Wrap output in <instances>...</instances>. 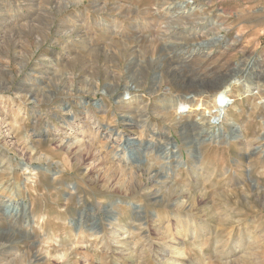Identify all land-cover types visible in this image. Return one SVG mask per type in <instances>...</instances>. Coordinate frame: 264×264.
Wrapping results in <instances>:
<instances>
[{"label": "rangeland", "instance_id": "374dc122", "mask_svg": "<svg viewBox=\"0 0 264 264\" xmlns=\"http://www.w3.org/2000/svg\"><path fill=\"white\" fill-rule=\"evenodd\" d=\"M0 264H264V0H0Z\"/></svg>", "mask_w": 264, "mask_h": 264}, {"label": "bare ground", "instance_id": "6f19581e", "mask_svg": "<svg viewBox=\"0 0 264 264\" xmlns=\"http://www.w3.org/2000/svg\"><path fill=\"white\" fill-rule=\"evenodd\" d=\"M168 3V2H167ZM166 3V4H167ZM169 4V3H168ZM161 5H163V4H161ZM165 6V5H164ZM169 7V6H168ZM197 7H195L194 9H196ZM197 10V9H196ZM84 49V48H83ZM131 67V66H130ZM111 76V75H110ZM181 77V76H180ZM111 78V77H110ZM127 87V86H126ZM126 89H129V88H126ZM126 91V90H125ZM105 92V91H104ZM224 92H226V91H223V92H217V93H215L214 94V96H215V99H214V106L211 108V110H210V113H199L198 115H199V117H198V120H197V123L195 124L196 126H198V127H200V128H204V126H206L207 125V127H208V129H209V133H210V131H211V129H212V127H214L215 125H220V122H221V120L223 119V112H224V110H225V106H226V104H227V99H225V98H223V94H225ZM97 93V92H96ZM190 97V96H189ZM192 97V96H191ZM188 98V97H187ZM190 99V98H189ZM181 100V99H180ZM184 101V100H183ZM187 102H188V100H187ZM184 104V103H183ZM182 104V105H183ZM230 123V125H235V127H234V131H235V133H236V137L237 138H240L241 136H240V133H241V127L240 126H238L236 123H234V122H229ZM207 129V130H208ZM204 130V129H203ZM133 139H127V143H131L132 144V146L136 149V148H138V147H140V146H142L143 145V143L141 142V141H137V140H134V141H132ZM149 146H150V148L149 149H152L153 148V145H152V143H149L148 144ZM169 147V146H168ZM132 152V151H131ZM161 154V153H160ZM8 168V167H7ZM4 169V168H3ZM2 171V170H1ZM4 171H5V169H4ZM3 171V172H4ZM6 171H8V170H6ZM10 174V173H9ZM21 207H24V206H21V205H19V204H17V205H15L14 207H12V211H11V213L12 214H16L17 212H18V210L21 208ZM139 209L140 207L139 206H136V209ZM2 210V209H1ZM25 212V211H24ZM25 215V214H24ZM25 217V216H24ZM17 218V217H16Z\"/></svg>", "mask_w": 264, "mask_h": 264}, {"label": "water", "instance_id": "95a60500", "mask_svg": "<svg viewBox=\"0 0 264 264\" xmlns=\"http://www.w3.org/2000/svg\"><path fill=\"white\" fill-rule=\"evenodd\" d=\"M203 44H206V43H203ZM201 45V44H200ZM132 145L130 142L128 143V144H126V145ZM145 145H148L147 143H144ZM134 153L133 152H131L130 153V160L131 159H133V157H134ZM195 158H197V157H195ZM140 162H144V161H140ZM139 162V164H142V163H140ZM119 203H121V202H116V203H114V204H109V205H107V206H104L103 207V210H102V212L104 213V214H106V213H108L109 212V210L108 209H111L112 207H113V205H117V204H119ZM136 207V206H135ZM135 207H133V209L135 210L136 208ZM114 213V212H113ZM115 214V213H114ZM74 224V226L76 225V223H73Z\"/></svg>", "mask_w": 264, "mask_h": 264}]
</instances>
